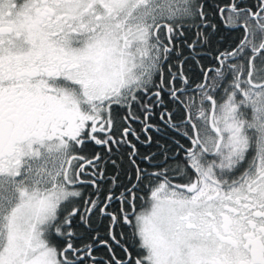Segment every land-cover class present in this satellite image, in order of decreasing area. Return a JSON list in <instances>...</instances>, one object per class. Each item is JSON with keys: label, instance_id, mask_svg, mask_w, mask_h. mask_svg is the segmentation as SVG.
I'll return each instance as SVG.
<instances>
[{"label": "snow or ice", "instance_id": "snow-or-ice-1", "mask_svg": "<svg viewBox=\"0 0 264 264\" xmlns=\"http://www.w3.org/2000/svg\"><path fill=\"white\" fill-rule=\"evenodd\" d=\"M0 264H264V0H0Z\"/></svg>", "mask_w": 264, "mask_h": 264}]
</instances>
